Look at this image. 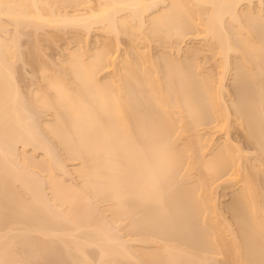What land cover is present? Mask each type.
<instances>
[{"label":"bare ground","instance_id":"1","mask_svg":"<svg viewBox=\"0 0 264 264\" xmlns=\"http://www.w3.org/2000/svg\"><path fill=\"white\" fill-rule=\"evenodd\" d=\"M93 2L0 0V153H19L11 160L22 162L10 170L0 154V264H264V0ZM95 26L106 38L94 45L75 33L76 44L50 69L41 35L51 27L89 34ZM43 27L48 32L38 33ZM198 31L216 46L213 71L194 57L198 49L190 47L193 56L181 45ZM28 32L41 35L31 34L20 54ZM123 35L129 41L120 54L114 44ZM22 59L47 64H34L42 71L36 90L19 82ZM212 122L214 130L238 129L253 151L229 136L214 147L201 133ZM19 142L43 149L42 168L57 190L58 180L76 173L80 198L92 201L83 202L90 217L71 210L72 179L59 185L71 194L57 193L71 202L46 182L56 200L44 199L45 177L34 178L42 191L30 176L42 161L24 147L23 154ZM217 180L232 188L224 207Z\"/></svg>","mask_w":264,"mask_h":264},{"label":"rangeland","instance_id":"2","mask_svg":"<svg viewBox=\"0 0 264 264\" xmlns=\"http://www.w3.org/2000/svg\"><path fill=\"white\" fill-rule=\"evenodd\" d=\"M95 1H96V0H94L93 3H95ZM97 2H98V1H97ZM96 4H97V3H96ZM243 5H245V4H244V1H242L241 3H239V7L242 8ZM8 27H11V28L13 29V25H12V26L9 25ZM11 28L9 29V32H10ZM28 28H29V27H28ZM49 28H50V27H49ZM51 28H52V27H51ZM51 28L48 29V27H45V30H46V31H44V27H43V30L40 28L41 30H39L38 33H40V31L48 32V30H51L52 32H51V31H50V32L53 33V32L55 31L56 28L54 29V27H53V30H52ZM47 29H48V30H47ZM68 29H70V27H69ZM74 29H75V30H74ZM74 29H73L72 27H71V29L68 30V31H67V29H62L61 31H63V32H61L60 29H58V30L60 31V34H58V32H57V30H56V31H55L56 33L54 32V34H52V36H54L56 39H55L54 37H50L51 40H49V41H48V39H50V38H49L50 35H47V34H50V32H49V33H46V34H44V35H41V34H40L41 36H43V37H41L42 39H40V38H39V39H40L41 42L43 43L42 47H44L43 50H44V52H45V54L43 53V55H45V57H46V58H45V57H42V58L45 59V62H46L49 66H50V64H51L50 69H52V68L55 67V66H56L55 68H57V65H58L60 62H62V59H61V57H62L61 52H63L62 49L65 48V50L67 51V50H69L67 47L74 46V45L76 44V42H77V41H74V40H75L74 38H75L76 36H78V39H79V37H81V40H83V41L86 40V39L88 38V39H87L88 42L90 41V42L93 43V44H94V42L96 43L95 39H97V40H101V39H99V38H102V39H103V35H104V38H106V37H105V34H103V33H104L103 30L100 29V28H98V27H96V26H95L94 28H92V30H91V32H90L89 34H88L87 32H86V33H87V34H86V33L84 32L85 30H84L83 28L81 29V27H79V29L77 28V30H76V28H74ZM27 30H28V29H27ZM199 30H200V27H199ZM12 31H13V30H12ZM12 31H11V32H12ZM11 32H10V33H11ZM28 33H30V32H28ZM28 33H24V36L22 37V39H21V37H20V39H19V40H20V43H22V46H21V44L19 43V44H20V47L22 48V50H24V51L22 52V50L20 49V51L22 52V53H20V54H23V53H24V55H25V53H28V51H27L26 49L31 45V43H33V42L30 41L31 38H32L33 36H34V39L32 38L33 40H35V39L38 40V37H40L39 34H38V36L35 38V36H36L37 34H35V33H34V34H32V33L28 34ZM41 33H42V32H41ZM75 33H77V34H75ZM198 33H200V32H199V31L197 32V35H199L198 37H197V35H194L193 37L190 36L189 38H188V37L185 38V39H184L185 41L182 42L183 44L181 43V45H183L182 47H184V46L186 45L188 48L192 47V48H196V49H198L199 51L193 49L195 52H196V51L198 52V53H197V56H194L195 53H194V51H193L191 48H190L189 51H187L188 49H187V47H185V48L187 49V50H185V52H186V51H187L188 53L190 52L189 55L191 54V55H193L194 57H198V59H199V57H200V59H201L202 61L204 60V62L209 66V67H206V68H208V70H212V71H213V70L216 68L215 65L217 64V61L215 60L216 58H214V56H213V53H214V51H215V54H214V55H216L215 57H217V54H216V50H217V49H216V46H215V49H216V50H215V49H214V50H211V49L214 47L215 44L211 45L212 48L210 49L211 46L209 45V43H208V46H207V42H210V41L208 40V37H206L207 42L205 43L206 40H204V37L201 35L202 33H200V34H198ZM31 34H32L33 36H32V37H29ZM42 34H43V33H42ZM74 34H75L76 36H75ZM102 34H103V35H102ZM22 35H23V34H21V36H22ZM25 35H26V36H25ZM46 35H47L48 38L45 37ZM55 35H56V36H55ZM72 35H74L75 37L72 36ZM195 36H196V37H195ZM27 37L29 38V40H28ZM72 37H74V38H72ZM121 37H122V38H121ZM121 37L119 38V41L121 40L122 42L120 41L121 43H120V44L118 43L119 45L116 43L117 45L114 44V46H115V49H116L118 52H122V53H120V54H123V52H124L123 49L125 48V46H127V44H128L127 41H129V39H126V38H128L126 35H123V36H121ZM53 39H55V41L49 43V42L52 41ZM110 39H112L114 43H115V42H118V40L115 41V39H113V38H110ZM26 40H27V41H26ZM108 40H109V39H108ZM29 41H30L31 43H30ZM41 42H40V43H41ZM108 42H110V44H111V46H112V48H113L114 46H113L112 41L110 40V41H108ZM42 43H41V44H42ZM91 43L89 44V46H90L89 48H91V47H93V46L95 45V44L93 45V44H91ZM153 44H154V43H153ZM69 45H70V46H69ZM92 45H93V46H92ZM154 45H155V44H154ZM152 46H153V45H152ZM202 47H203V48H202ZM205 47H206V48H205ZM66 48H67V49H66ZM151 48H152V51H153V49L155 48L154 51L157 52V49H158V48L156 47V45L153 46V47H151ZM185 48H184V49H185ZM201 48H202V49H201ZM113 49H114V48H113ZM184 49L182 48V50L180 51V53H181L180 55L183 54L182 51H184ZM200 49H201V51H200ZM25 50H26V51H25ZM122 50H123V51H122ZM191 51H193V54H192ZM64 52H65V51H64ZM188 53H187V54H188ZM62 54H63V53H62ZM175 54H176V53H175ZM26 55H28V54H26ZM65 55H66V53H65L63 56H65ZM22 56H23V55H21L20 57H22ZM28 56H29V55H28ZM28 56H26V58H29ZM20 57H19V59H21ZM65 57H66V56H65ZM65 57H63V58H65ZM22 58H24V57H22ZM19 59H18V60H19ZM46 59H48V60H55L56 63H57L56 60H59V61H60V59H61V61H60V62L58 61V63L55 64V65H54V63H53V65H52V62H54V61H52V62L50 61V63H48L49 61H48V60L46 61ZM18 60H17V61H18ZM63 60H64V59H63ZM214 60L216 61V63H215ZM217 60H218V57H217ZM28 61H29V60L22 59V60L19 62L20 65H19L18 62L16 63V64H18V65H16V66H18V67H16V68H17V71H18V73L16 72V74H17V77L20 79L19 82L21 81L23 85H25V84H30V85H28V87L30 88L31 85H32V87H34L33 82H37V83L40 84L39 81H40V80L42 81V79H41V78H42V77H41V76H42V73H41L42 71L40 72V70H41V69H40V68H41L40 65L44 62V60H41L42 62H39V63H41L40 65H39V63L36 64V63H34V62H32L33 64H31V60L29 61L30 63H29ZM45 62H44V65L47 66V64H45ZM213 63H214V65H212ZM21 64H22V65H21ZM34 64L37 65V66H40V68L38 67L40 70H38L37 67L35 68V65H34ZM207 65H205V66H207ZM20 66H21L22 70H21ZM49 66H48V69H49ZM52 66H53V67H52ZM213 66H214L215 68H214ZM210 67H213L214 69H213V68H210ZM18 68H20V70L22 71V74L19 72L20 70H19ZM53 69H54V68H53ZM54 70H55V69H54ZM54 70H53V71H54ZM18 74H19V75L21 74V75L19 76ZM40 74H41V76H39ZM103 74H105V72H103L102 75H103ZM229 76H230V75H229ZM20 77H22V79H21ZM38 77H39V78H38ZM38 79H39V80H38ZM230 79H231V78L228 77V79H227L226 81L229 80V82H231ZM22 80H23V81H22ZM35 80H36V81H35ZM34 84H35V83H34ZM20 85H21V84H20ZM36 85H37V84H36ZM21 87H22L23 90H26V89L28 88V87H26V86H22V85H21ZM23 87H25L26 89L23 88ZM32 87H31V88H32ZM35 87H36V86H35ZM35 87H34L33 89H31V90H32V91H33V90H36ZM37 87H38V86H37ZM37 87H36V88H37ZM27 90H28V89H27ZM29 91H30V90H29ZM25 92H26V91H25ZM27 92H28V91H27ZM48 116H49V114H48L47 116L43 117V118H47ZM40 120H41L40 122H42L43 119H40ZM213 124H214V122L210 123V124H209V127H206V129H205V128H202L201 133H202V136H204V137H209V136H210V137H213V138L215 139V140H214V141H215V142H214V147H217V145L219 146L220 141L223 142L222 140L225 138V136H229V137L232 139V141L241 142V144H242L247 150L253 151V148H252L253 146L251 147L247 142L243 141V138H242V136H241V133H240V131H239L238 129H236V128H233V129H232V128H231L230 131L227 133V131H225V130H214V129H212L211 126H212ZM207 135H208V136H207ZM1 141H2V142H1ZM1 141H0V142L2 143V145H5V144L3 143L4 141H3L2 139H1ZM216 141H217V142H216ZM20 143H21V142H19L18 145L21 146V147L18 146V148H20L19 150H22V149H23L22 147H24V146L22 145V143H21V144H20ZM215 143H216V144H215ZM217 143H218V144H217ZM245 143H247L248 145L245 144ZM28 147H29V146H28ZM24 148L26 149V152L28 151V152L31 153V155L33 154V155H34V158L36 157V158L34 159L33 162H35L36 160H37L36 162H38V160H39V164H40V161H42V160H41V157L43 158V154H44V153H43V149L41 148L42 151H41L40 148H39V150H35V149H34V150H35V151H34L33 148H35V147H33V145H31L30 148H26V147H24ZM1 149H2V148L0 147V151H1ZM25 149H23L24 152H25ZM27 149H29V150H27ZM23 150H22V152H23ZM8 152H10V151H8ZM19 152L21 153V151H19ZM24 152H23V154H24ZM26 152H25V153H26ZM6 153H7V152H6ZM15 153H16V152H13V154H14L15 156H17V159H18V156H19L18 154H19V153H18L17 155H16ZM30 153H28L29 155H28V154H26V155L30 156ZM0 154H1L2 156H3V155H6L5 158H4V156H3V158H4V160L6 159V162L8 161V163L4 162V164L6 163V166H5L4 164H2V163H1V164L4 165L5 167H7V165L12 161L11 159L13 158L14 155H13L12 158L10 159V158L7 156V154H5V153H4V154L0 153ZM35 154H36V155H35ZM9 155H12V154H9ZM21 155H22V153H21ZM21 155H20L19 159L22 158ZM2 156H0V157H2ZM6 157H8L9 159L6 158ZM10 157H11V156H10ZM44 157H45V155H44ZM14 158H16V157H14ZM14 158H13V160L15 161ZM31 159L33 160V158H31ZM0 160H1V159H0ZM9 160H10V161H9ZM20 160H21V159H20ZM44 160L46 161L47 159L44 158ZM44 160H43L42 163H41V167H39V164H38V167H39L41 170H40L39 168H37V170H35V171H37V173L35 172V174L32 173V174H33V175H32V174H31V171L29 170V168H28V169L26 168V169L29 170V173H28V174H31V175H30L31 178L33 177V179L36 178L37 180H39V178H40V180L42 181V179L45 177L44 180H45V179H46V180H45V181H42V183H43V182H44V183L46 182V183L49 185V184H51V183H50V180H49V177H50V179H52L53 177H51V176H52L53 174L51 175V174H48V173H47L49 169H43V168H45L44 165L47 164V162H45L46 164L43 163ZM14 161L11 162V163H13L12 165H11V164L8 165V168L11 167V168H9L10 170H12V166L14 167V166L17 164V163L15 164L16 161H15V162H14ZM18 161H19V160H18ZM1 162H3V160H1ZM36 162H35V163H36ZM14 164H15V165H14ZM18 164H19V163H18ZM18 164L16 165V167H18ZM20 164H22V162H21ZM20 164H19V165H20ZM2 165H0V166H2ZM10 165H11V166H10ZM69 165H72V163H70ZM4 166L2 167V170H1L2 172H3L4 169H5V172L7 171L6 168H4ZM48 166H49V165H47V168H49ZM73 166H74V165H72V167H73ZM16 167H14L13 170H16V169H17ZM22 167H23V165H22L21 167L19 166L20 169H21ZM42 167H43V168H42ZM70 167H71V166H70ZM8 168H7V169H8ZM15 168H16V169H15ZM24 168H25V167H23L22 169H24ZM9 169H8V170H9ZM20 169H19L18 171L21 173L20 175H22V172H23L24 170H22V172H21ZM26 169H25V170H26ZM38 169H39V170H38ZM42 169L45 170V171H43ZM57 170H58V169H57ZM57 170H56V171L53 170V171H54L56 174H59L60 170H59V172H58ZM16 171H17V170H16ZM16 171H15V172L12 171V172H13L12 174H15ZM53 171H52V172H53ZM7 172L10 173L11 171H7ZM19 172H18V174H19ZM45 172H46V173H45ZM49 172H50V171H49ZM3 173H4V172H3ZM44 173H45V174H44ZM55 173H54V175H55ZM62 173H63V172H62ZM62 173L60 172L59 175H61ZM10 174H11V173H10ZM16 174H17V173H16ZM46 174H48L49 176L46 175ZM72 174H73L74 176H76V175H75L76 173H72ZM72 174H69V175L71 176ZM20 175H19V177L21 178L22 176H20ZM59 175H56V176L58 177ZM62 175H63L64 177L66 176L65 173L62 174ZM46 176H47L48 178H46ZM63 176H60V178H62V180H63ZM70 176H69V177H70ZM74 176H73V177H74ZM23 177H24V178L27 177L26 174H25V176H24V172H23ZM41 177H42V178H41ZM69 177H68V175H67V176L64 178L63 181L66 182V181L69 180L68 183H70V181H71V179H72V182H73V180H74L73 187H75L76 185H78V184H77V181H78V177H77V176L75 177V179L72 178V177H70V178H69ZM20 178H19V181H20ZM27 178H28V177H27ZM31 178H30V180H32L33 183H34L35 181L37 182V183H36L37 186H35V187L37 188L38 185H39V183H41V181L38 183V181H37L36 179H34V180H35V181H34V180L31 179ZM67 178H69V179H67ZM22 179H23V178H22ZM22 179H21V182H20V183L17 181L18 179H17V180H14V182H15V183L18 182L19 185H18V184H17V185L20 187V184H22ZM54 179H55V178H54ZM65 179H66V180H65ZM76 179H77V181L75 182ZM27 180H29V178H28ZM47 181H49V182H47ZM56 181H57V180H56ZM59 181H60V180H58V183H59ZM217 181H218V180H217ZM220 181H221V180H220ZM53 182H55V180H54ZM60 182H61V181H60ZM65 182H64V184H66ZM15 183L13 184V181H12V184H13L14 186H16L17 188H19ZM44 183H43V186H44V188H46L45 191H46V193L48 194V195L46 194V195H47V196H46V195L42 192V194L45 195V196L43 195V197H44V199H45L46 197L50 196V194L53 192V191H51V190L47 191V188H48L49 186H50L49 188H51V186H54V185L51 184V185L48 186L46 183H45V184H44ZM56 183H57V182H56ZM58 183H57V185H56V187H58V190H57V189L55 188V186H54V190L57 191V192H56V191L53 192V193H55L54 195H58V196H59L60 193H61L60 195H62V193H63V194L67 193L68 191L66 192V191H64V190H61L62 188H61V186H59V185H61V184H63V183H61V184H60V183L58 184ZM68 183H67V184H68ZM216 183H217V182H216ZM31 184H32V182H31ZM36 184H32V185L34 186V185H36ZM64 184H63V186H65ZM67 184H66V185H67ZM74 184H75V186H74ZM217 184H218V185L215 184V185H216V193H217L216 195H217V199L219 200V201H218V200H217V201H218L219 204L223 205L224 202H225L226 200L228 201V199H229V195H231V194H229V193H230V191H231L232 188H231L230 186H229V187H228V186H225V184H223L222 182L219 183V181H218ZM47 186H48V187H47ZM41 187H42V185L40 184V185H39V189H40ZM59 187H60V188H59ZM42 188H43V187H42ZM42 188H41L40 190L43 191ZM77 188H78L79 190H78V189H77V190L74 189V192H73V188H71V189H72V194H73V193H74V195L76 194L75 197L78 196L77 191H78V193H79V191H80L79 185L77 186ZM37 189H38V188H37ZM39 189H38V190H39ZM51 189H52V188H51ZM59 189H60V192H59ZM67 189H69L68 186H67ZM71 189H69L70 191L68 192V193H70V194H71ZM75 190H76V193H75ZM45 191H44V192H45ZM61 191H64V192H61ZM40 192H41V191H40ZM50 192H51V193H50ZM58 192H59V194H57ZM49 193H50V194H49ZM53 193H52L51 195H53ZM68 193L65 194V195H68ZM81 193H83V192L80 191L79 196H78L79 198H77V197L75 198V197H74V199H76V200L74 201V204H75V205H73V201H72V205L75 206V207H71V210H73V208H74V211H76L75 213L78 212V209H79V212H81V213L84 212L85 209H86V208H84V211H83V207H84V206L86 207V204H87V203H86V204H85V203L83 204V202H88V201H87L86 199H84V200H86V201H83L82 198L85 197V195L83 194V195L81 196V195H80ZM70 194H69V195H70ZM30 195H31V194L29 193V195H27V196H30ZM63 196H64V195H63ZM71 196L73 197V195H70V196H68L67 198H70ZM56 197H57V196H56ZM59 197H62V196H59ZM64 197L66 198V196H64ZM80 197H82V198H80ZM48 198H49V197H48ZM48 198H47V200H46V199H45V200L48 201ZM54 198H55V197H54ZM57 198H58V197H57ZM62 198H63V197H62ZM62 198H61V199H62ZM65 198H63L64 201L62 200L63 202H65ZM85 198H86V197H85ZM49 199L51 200V202H53V200H56V199H53V197H51V196H50ZM58 199H59V198H58ZM58 199H57V201H58ZM61 199H60V200H61ZM50 200H49V201H50ZM67 200H68V202H69V201L71 202V198H70V200H69V199H67ZM67 200H66V202H67ZM57 201H56V202H57ZM44 202H45V201H44ZM56 202L54 201L53 205H55V206L59 205V202H57L58 204H56ZM60 202H61V201H60ZM66 202H65V203H66ZM45 203H47V202H45ZM49 203H50V202H48L47 204L50 205L49 207H51V204H49ZM65 203H63V205H64ZM89 203H92V201H91V202L89 201L87 205H89ZM102 203H103V205H102ZM102 203H101L102 207H103V206L105 207L104 202H102ZM105 203H106V202H105ZM47 204H46V205H47ZM68 204L70 205V203H68ZM60 205H61V204H60ZM60 205H59V206H60ZM63 205L60 206V207H64V206H65L64 208L68 211V209L66 208V204H65L64 206H63ZM72 205H71V206H72ZM77 205H78V207H79L80 205H82V208H81V206H80V208H81L82 210H81L80 208H77ZM106 205H107V203H106ZM55 206H54V207H55ZM59 206H57V208H60ZM224 206H225V205H223V207H224ZM52 207H53V206H52ZM67 207H68V206H67ZM91 207H92V205L90 206V208H91ZM98 207H99V206H98ZM100 207H101V206H100ZM57 208H56V210H57ZM64 208H62L63 211H62V210H61V211H60V210H59V211L57 210V211H58V212H62V213H63V212H66V211H64ZM76 208H77V209H76ZM88 208H89V206H88ZM90 208H89V209H90ZM92 208L94 209V207H92ZM92 208H91V209H92ZM51 209H52V208H51ZM53 209H54V208H53ZM60 209H61V208H60ZM93 209H92V211H93ZM100 209H101V208H100ZM100 209H99V211H100ZM103 209H104V208H103ZM105 209H106V207H105ZM105 209H104V210H105ZM222 209H224V208H222ZM87 210H88V209H87ZM87 210H86V211H87ZM104 210H103V211H104ZM224 210H225V209H224ZM69 211H70V210H69ZM74 211H73V212H74ZM86 211H85V212H86ZM89 211H91V210H88V212H89ZM103 211H102V213H101V211L98 212V215L100 214V216H103V217H105V218H106L107 216H110V215H109V214H110V211H109V213H107V216H106V212L108 211V209H107V211L105 210L106 212H105V211L103 212ZM70 212H72V211H70ZM88 212H86V214H88ZM91 213H92V216L94 217L93 212H91ZM78 214H80V213H78ZM83 214H84V213H83ZM83 214H81V215L83 216ZM74 215H76V214H74ZM88 215H89V217H90L91 214L89 213ZM76 216H77V215H76ZM84 216H85V215H84ZM79 217H81V216H79ZM85 217H87V216H85ZM89 217H87V218H89ZM82 218L84 219V217H82ZM82 218H81V219H82ZM110 218H111V217H110ZM110 218L108 217L107 219H110ZM87 220H88V219H87ZM87 220H86V221L84 220V221L87 222ZM89 220H92V219L90 218ZM89 220H88V221H89ZM82 221H83V220H82ZM84 221H83V222H84ZM124 226H125V224H124ZM124 226H120V227H121V230H120L119 227H118V229H119L120 231H125L126 228H125ZM124 228H125V230H123ZM115 229H116V228H115ZM115 229H114V230H115ZM118 229H117V230H118ZM114 230H113V231H114ZM127 230H128V229H127ZM120 231H119V232H120ZM128 231H129V230H128ZM128 231H127V232H128ZM116 232H117V231H116ZM127 232H126V233H127ZM122 233H123V232H121V235H122ZM126 233H125V234H126ZM130 234H131V233H127L126 236L128 235V236L130 237V236H131ZM124 236H125V235H124V233H123V237H124ZM126 236H125V237H126ZM125 237H124V238H125ZM129 237H128V238H129ZM128 238L126 237V239H128ZM91 248H93V247H91ZM95 250H96V249H94V251H95ZM96 252H97V251H95V254H97ZM19 254H20V253H19ZM95 254H94V256H95ZM32 260L35 261L36 259H32ZM32 260L30 259V261L33 262V263H31V262L29 261L30 264H34V263H35V262L32 261ZM39 262H41V261H38V264H39ZM17 264H18V263H17ZM19 264H21V263H19ZM43 264H46V263H43Z\"/></svg>","mask_w":264,"mask_h":264}]
</instances>
